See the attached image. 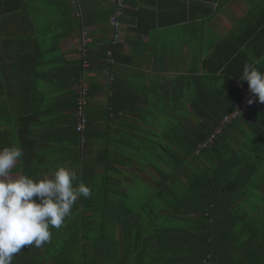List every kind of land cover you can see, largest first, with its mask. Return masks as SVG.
<instances>
[{"label": "trees", "instance_id": "1", "mask_svg": "<svg viewBox=\"0 0 264 264\" xmlns=\"http://www.w3.org/2000/svg\"><path fill=\"white\" fill-rule=\"evenodd\" d=\"M121 1L138 20L139 33L179 23L161 22L149 6L139 7L142 0ZM177 1L185 10L180 22L211 19L217 12L212 6L216 0ZM79 2L72 5L75 17L83 21ZM143 20H151L146 31ZM82 27H76L81 36L87 32ZM113 33V40L102 48L94 39L82 47L81 38L75 58L68 62L71 73L78 74V84L87 88L82 109L87 122L82 133L78 131L82 85L67 115L56 99L16 104L9 102L14 100L10 84L0 88V100L8 97H4L8 102H0V149L23 151L11 174L51 178L59 167L75 168L74 184L83 182L92 190L89 198L78 199L61 229H51L50 242L40 248L24 246L14 254L13 264H264V104L257 99L240 111L248 85L241 79L243 71H231L244 54L245 64L255 63L260 71L264 67L254 61L264 56V0H258L214 49L207 62H221L212 75L190 83L191 97L179 105L175 98H169L170 102L160 98L158 113L151 99L148 116L136 113L138 119L128 122L129 132L122 140L95 152L94 118L89 115L92 86L83 76L92 68L107 72L114 105L120 84L111 78V70L124 58L117 42L121 36L117 40L114 28ZM254 39L262 49L252 59L247 52ZM86 62L89 68H84ZM222 76L229 80L217 87ZM159 121L167 124L157 126ZM150 149L154 154L157 150L167 173L145 163ZM142 170L159 178L148 187L145 200L141 194L135 197L134 202H142L136 206L130 186L143 178ZM159 200L162 206L156 203Z\"/></svg>", "mask_w": 264, "mask_h": 264}, {"label": "crops", "instance_id": "2", "mask_svg": "<svg viewBox=\"0 0 264 264\" xmlns=\"http://www.w3.org/2000/svg\"><path fill=\"white\" fill-rule=\"evenodd\" d=\"M118 1L80 0L83 18L80 21L75 17L77 10L71 0H0V88L10 84L14 100L9 102L33 103L38 99L48 103L56 99L62 113L72 112L75 95L83 84H78V74L71 73L68 63L75 58L81 44V30L76 27L83 24L81 29H87L94 43L102 48L114 38L110 19ZM257 1L216 0L212 6L217 12L211 19L186 18L180 22L185 10L179 1L142 0L139 7L149 6L161 22H179L152 28L148 34L137 32L138 20L124 6L121 37L117 41L119 55L124 59L111 70V78L120 84L114 105L110 101L112 82L107 72L92 68L83 76L92 86L89 115H93L96 133L92 138L93 150L104 152L122 140L121 136L129 132L128 122L138 119L136 113L150 114L151 99L155 100L158 113L160 98L167 101L175 98L179 105L180 100L191 97L190 83L195 78L212 75L221 62V59L219 63L216 59L207 62L214 55V49L245 19ZM144 22L142 29L146 31L151 20ZM249 43L253 45L246 54L253 59L261 51V43L255 39ZM246 60L245 54L242 55L231 71L242 72ZM254 61L264 66V56ZM228 80V76H222L217 87ZM182 87L185 92H180ZM246 94L253 95L249 89ZM4 97L1 96L0 102H8ZM261 112L264 116V107Z\"/></svg>", "mask_w": 264, "mask_h": 264}, {"label": "clouds", "instance_id": "3", "mask_svg": "<svg viewBox=\"0 0 264 264\" xmlns=\"http://www.w3.org/2000/svg\"><path fill=\"white\" fill-rule=\"evenodd\" d=\"M241 79L264 104V72L255 63H246ZM22 155L19 147L0 149V264H13L14 254L24 246L40 248L50 242L51 229H61L78 199L92 195L83 182L74 184L75 168L59 167L51 178L45 174L10 179Z\"/></svg>", "mask_w": 264, "mask_h": 264}, {"label": "built area", "instance_id": "4", "mask_svg": "<svg viewBox=\"0 0 264 264\" xmlns=\"http://www.w3.org/2000/svg\"><path fill=\"white\" fill-rule=\"evenodd\" d=\"M76 1L77 0H72V3L73 4H75L76 3ZM123 8H124V6H123V2L120 0L119 2H118V5H117V9H116V12H115V14L111 17V19H110V23H111V25H112V27L114 28V30H115V39H119V37L121 36V30H122V25H121V22H120V19H121V17H122V15H123V12H122V10H123ZM92 41H93V39L90 37V35H89V32L87 31V32H85V33H83V35H82V47H85L87 44H90V43H92ZM111 55V53H109V56ZM109 62H113L111 59H109ZM90 66H89V64L86 62V63H84V68H89ZM80 99H79V102H80V118H81V120H80V123H79V125H78V131L80 132V133H82L83 132V130L85 129V126H86V118H85V116L83 115V112H82V109H83V106L86 104L85 103V96H86V94H87V88H85L84 87V85H82L81 87H80ZM253 100V103L255 102V96H253V95H250V94H246L245 95V98H244V100H243V102L241 103V105H240V111L242 110V109H246L247 108V106L249 105V103H248V101L249 100ZM236 115H237V113H235L234 115H232L231 117H227L226 119H225V122H227V121H229V120H231V118H235L236 117Z\"/></svg>", "mask_w": 264, "mask_h": 264}, {"label": "rangeland", "instance_id": "5", "mask_svg": "<svg viewBox=\"0 0 264 264\" xmlns=\"http://www.w3.org/2000/svg\"><path fill=\"white\" fill-rule=\"evenodd\" d=\"M160 124H158L157 122V126H161L167 124V121H159ZM145 148H148L147 144H142ZM152 153L151 156L145 161V163L150 167V169H152V167H157L159 169V171L163 172V173H167L168 172V168L166 167L165 162L163 161V159H161L157 153V150L155 152V154L151 151ZM151 163V165H150ZM14 169V168H13ZM12 169V170H13ZM141 177L143 178H139V182L136 184H131L130 187H133V190L130 192L132 194V202L136 204V206H140L141 205V201H136L134 202V200H137V197L139 194L142 195V197L147 198L148 196L146 194H148L149 189L148 187H150L151 185L155 184V182L158 180L159 176L157 174H154L152 172H150L149 170H142L140 172ZM17 175L16 174H11L10 175V179H16ZM152 190V189H151ZM154 192V189L152 190ZM148 192V193H147ZM143 200V201H144ZM156 203L159 204V206H162L160 203V200L157 201Z\"/></svg>", "mask_w": 264, "mask_h": 264}]
</instances>
